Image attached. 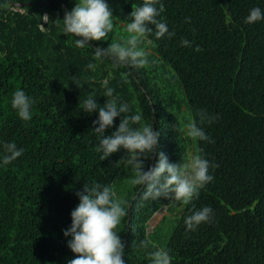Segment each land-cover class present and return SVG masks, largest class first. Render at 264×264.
Instances as JSON below:
<instances>
[{"label":"trees","instance_id":"trees-1","mask_svg":"<svg viewBox=\"0 0 264 264\" xmlns=\"http://www.w3.org/2000/svg\"><path fill=\"white\" fill-rule=\"evenodd\" d=\"M142 2L108 0L113 19L125 24ZM74 3L0 0V141L23 149L0 164V264H65L72 258L61 230L78 203L75 191L86 182L109 184L126 201L115 229L126 264H148L153 244L169 250L171 264H264V19L244 22L250 8L264 10V0H162L161 16L174 35L146 38L153 49L147 51L150 70L113 67L108 58H94V49L75 47L60 20ZM181 38L192 46H180ZM89 61L94 70L85 67ZM105 79L118 102L129 105L122 115L140 111L143 122L153 124V101L159 150L170 162L187 158L179 121L185 103L213 141L197 139L198 154L217 165L209 168L213 180L187 204L178 203L183 207L163 243L154 241L149 222L162 207L178 205L163 197L141 201L128 168L114 164L125 150L100 160L98 134L90 130L97 113L81 112L78 102L88 95L106 101ZM17 88L34 99L28 121L10 105ZM202 109L216 118L201 121ZM153 159H145L146 168ZM205 205L213 209L212 220L186 230L184 217Z\"/></svg>","mask_w":264,"mask_h":264},{"label":"clouds","instance_id":"clouds-1","mask_svg":"<svg viewBox=\"0 0 264 264\" xmlns=\"http://www.w3.org/2000/svg\"><path fill=\"white\" fill-rule=\"evenodd\" d=\"M163 10L162 0H143L132 7L126 18V38L111 40L106 47H92L90 41L108 40V34L113 29L112 8L108 0H75L73 7L65 9L63 18L60 19L62 33L66 36L72 34L75 47L94 49L92 54L96 59L108 58L113 67L126 65L130 69H138L149 63L148 52L140 46L149 34L156 38L166 33L174 35L169 32L168 25L161 16ZM262 19L264 10L254 6L249 9L244 22L254 23ZM185 20L188 21L189 18L185 17ZM179 43L180 46L193 44L187 38H181ZM194 50L199 51V45H195ZM85 67L94 70L95 64L89 61ZM73 84L77 88L81 87L78 81ZM101 87L104 88L103 96L107 98L106 101L100 104L92 95H88L78 102L81 112L89 115L97 113L90 130L98 134L95 151L100 154V160L121 149L125 150V154L114 164L128 168L130 184L142 188L141 201L163 197L187 204L199 189L213 180L209 168L217 167L215 163L200 154H193L180 162H170L168 156L159 150L160 130H154L152 123L143 122L140 111L122 115L129 112V105L118 102L114 89L107 86L106 79L101 81ZM33 104V97L22 88L12 92L10 105L21 120L28 121L32 118ZM118 116L121 117L118 125L110 134L105 135V129H111L114 118ZM199 118L210 123L216 117L202 109ZM181 129L186 137L213 142L193 120L183 123ZM22 151L14 141H0V164L11 162ZM153 158L155 162L146 168L145 159ZM75 196L78 203L69 213L70 224L61 230L67 238V248L75 254L66 259L65 264H126L122 258L124 244L115 230L125 215L126 201L115 196L111 185L99 182L82 183L75 191ZM213 214V209L207 205L192 209L191 214L184 217L186 230H195L201 222H210ZM140 243L147 246L149 242L144 240ZM152 249L147 253L148 264H171L172 257L168 249L155 244Z\"/></svg>","mask_w":264,"mask_h":264},{"label":"rangeland","instance_id":"rangeland-1","mask_svg":"<svg viewBox=\"0 0 264 264\" xmlns=\"http://www.w3.org/2000/svg\"><path fill=\"white\" fill-rule=\"evenodd\" d=\"M124 25L125 23H120L113 19V29L108 34V40H103L101 42L109 44L111 40H118L121 38H126L128 34L124 30ZM140 46L144 47L146 51H149V52H152L153 50L152 45L147 40H145ZM144 67L147 70L151 69V66L148 64L145 65ZM153 72L154 74L156 73V71H153ZM157 75H160V74H157ZM189 120H193V118H192L189 108L187 107L185 103V106L180 111L179 121H180V124L182 125L183 123H186ZM184 137H185V144L187 148V158L193 154H198L197 139L186 137L185 135ZM127 175L130 176L129 171L127 172ZM179 202L180 201L174 200V203L176 205H178ZM182 207H183V204L181 203L178 205L177 209H173L170 206H164L150 220L148 231L149 233H152V237L154 241H156L157 243H163V241L167 239V237L169 236L171 232L172 227L176 223L174 219L179 216Z\"/></svg>","mask_w":264,"mask_h":264},{"label":"water","instance_id":"water-1","mask_svg":"<svg viewBox=\"0 0 264 264\" xmlns=\"http://www.w3.org/2000/svg\"><path fill=\"white\" fill-rule=\"evenodd\" d=\"M14 6H17V7H22V4H18V3H12ZM31 3H29L28 5H30ZM151 101V105H152V108H153V113H154V118H153V128H154V130H156V117H155V114H156V110H155V107H154V104H153V101L152 100H150ZM155 162V160L153 159V162H152V164ZM141 191H142V188H141V190L138 192V194H137V197L140 195V193H141ZM157 213V212H156ZM156 213L154 214V216L156 215ZM131 214H132V205H130V214H129V220H128V226H130V222H131ZM153 216V217H154ZM152 217V218H153ZM149 228V227H148ZM129 234H130V229H128V233H127V239H128V236H129Z\"/></svg>","mask_w":264,"mask_h":264}]
</instances>
